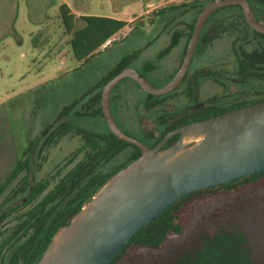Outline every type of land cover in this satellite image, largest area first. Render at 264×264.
I'll return each mask as SVG.
<instances>
[{
  "label": "rangeland",
  "instance_id": "rangeland-1",
  "mask_svg": "<svg viewBox=\"0 0 264 264\" xmlns=\"http://www.w3.org/2000/svg\"><path fill=\"white\" fill-rule=\"evenodd\" d=\"M63 3L79 15H103L129 22L144 16L145 23L133 24L132 30L127 26L115 36L117 42L81 64L73 55L70 36L60 18L59 7ZM194 4V0H0V183L23 151L35 142L29 169L0 197V214L19 206L18 211L0 223V247L12 233L16 214L25 210L22 203L27 193L12 201L7 199L23 177L28 176L31 186L52 176L54 183L83 156L80 153L76 159H70L82 143L79 135L68 134L49 148L42 147L46 135L60 121V109L93 87L122 58L149 42L132 66L153 83L168 80L178 65L179 53L174 49L159 61V52L174 42L178 44L174 48H184L186 37L182 34L195 16ZM176 5L181 7L157 13L161 8ZM226 10L228 6L218 12ZM113 94V114L130 135L140 136L136 127L129 125L132 115L146 131L158 136L156 115L176 113L172 98L164 99L165 96L159 106L148 112L144 90L129 77ZM74 123L89 131L108 130L102 117H77ZM123 158L120 154L115 162ZM250 195L254 200L258 196ZM229 204L227 200L213 207L222 211L221 206ZM210 211L205 210L206 214ZM199 236L202 239L194 246L188 242L170 243L162 251L132 257L125 264H264V208L245 207L233 217L211 220ZM0 264H7L1 250Z\"/></svg>",
  "mask_w": 264,
  "mask_h": 264
},
{
  "label": "trees",
  "instance_id": "trees-1",
  "mask_svg": "<svg viewBox=\"0 0 264 264\" xmlns=\"http://www.w3.org/2000/svg\"><path fill=\"white\" fill-rule=\"evenodd\" d=\"M194 1L195 16L187 24L188 29L183 32L187 36L184 48H187L197 16L206 4L215 0ZM178 7L181 5L168 6V8L159 9L157 13L162 14L168 9L172 10ZM59 10L60 18L66 28V34L70 36L69 44L73 55L81 64L88 62L92 56L100 53L102 49H106L109 44L117 42L115 36L127 26H130L132 30L135 28L133 24L137 26L139 23H145L143 21L144 16L134 17L129 22L103 15H77L67 3L61 4ZM108 41L109 44L104 46ZM149 43L145 47L149 46ZM175 45V42L170 43L166 48L170 49ZM143 48L122 58L93 87L60 109L58 114L60 121L46 135L42 147L47 149L68 134L79 135L82 143L71 154L70 159H76L80 153L83 156L47 192H45L47 185L53 176L44 178L31 186L28 176L25 175L22 181L13 188L12 193L7 198L8 200H15L27 193V200L22 203V206L25 207L33 201L36 202L15 216L17 222L11 228L12 233L4 240V247L5 245L10 246V264H36L44 254L56 230L80 211L111 176L139 156L138 146L115 136L106 121L108 130L100 133L77 126L74 119L77 117L104 118L101 108V95L105 83L123 68L132 66L133 61L138 58ZM136 84L140 86L138 83ZM161 97L163 96L147 93L145 107L148 110L152 109L160 104ZM217 114L219 111L209 109L194 112L170 123L166 122V115H164L159 121V124L163 126L160 138H163L174 128ZM178 137L179 135L171 137L168 144L173 143ZM129 146L133 147L137 153L123 165L117 166L111 172L99 170L104 163L113 160ZM34 148L35 142L23 151L22 157L16 161L8 175L0 183V197L23 172L29 169ZM250 194H258V196L254 200ZM261 194H264V171L231 182L196 190L174 203L142 228L126 244L111 264H125L132 257L139 258L162 251L170 243L183 244L188 242L194 246L201 241L202 238L199 234L209 221H222L223 217H233L237 210L240 211L245 207L254 208V210L264 208V196ZM250 199L255 202H249ZM227 200L230 204L221 206L222 211L213 207L214 205H221ZM207 209L211 210L208 214L205 212ZM15 211L18 209L13 207L0 214V223H4Z\"/></svg>",
  "mask_w": 264,
  "mask_h": 264
},
{
  "label": "water",
  "instance_id": "water-1",
  "mask_svg": "<svg viewBox=\"0 0 264 264\" xmlns=\"http://www.w3.org/2000/svg\"><path fill=\"white\" fill-rule=\"evenodd\" d=\"M228 5H240L248 23L264 33L248 0H215L197 16L183 63L166 84L154 85L133 66L105 83L101 108L109 129L138 146L141 154L56 230L36 264H111L142 228L186 195L264 171V101L174 128L154 147L124 132L112 112V91L125 78L157 96L174 90L206 20ZM175 135L179 137L166 146Z\"/></svg>",
  "mask_w": 264,
  "mask_h": 264
},
{
  "label": "flooded vegetation",
  "instance_id": "flooded-vegetation-1",
  "mask_svg": "<svg viewBox=\"0 0 264 264\" xmlns=\"http://www.w3.org/2000/svg\"><path fill=\"white\" fill-rule=\"evenodd\" d=\"M248 2L256 20L264 24V0H248ZM218 11L219 9L206 20L183 80L171 92L160 95L167 96L166 98L171 97L176 107V113L164 112L156 115L155 122L160 134L156 136L153 132L146 131L132 115L129 125L136 127L135 132L140 136H131L140 139L149 147L156 146L163 139L160 138L163 126L159 124V121L164 115H166V122L170 123L194 112L212 109L219 111L220 114L264 101V33L257 31L248 23L240 5H228V10ZM183 36L187 37L185 34ZM177 45L175 46L177 47ZM174 47L164 48L159 52V61L174 49L178 50L179 53L178 65L168 80L153 83L142 71H139L141 75L156 86L166 84L181 67L187 51V48ZM114 90L112 91L111 102L113 96H116L113 94ZM144 92L146 105L147 92ZM117 95L121 97V93ZM155 107L150 110L146 107L145 109L152 112ZM168 143L166 146L169 145ZM136 153L137 151L129 146L120 153L124 155L123 160L115 162L116 156L113 160L104 163L99 170L111 172L117 166L123 165ZM54 179V176L50 178L45 192L55 186L58 180L53 183ZM51 185L53 186L51 187ZM29 205L24 208L26 209ZM15 207L19 209V206ZM9 249V245L0 247L2 257L6 259L7 264H10Z\"/></svg>",
  "mask_w": 264,
  "mask_h": 264
},
{
  "label": "built area",
  "instance_id": "built-area-1",
  "mask_svg": "<svg viewBox=\"0 0 264 264\" xmlns=\"http://www.w3.org/2000/svg\"><path fill=\"white\" fill-rule=\"evenodd\" d=\"M107 44H109V41H108V42H106V44H105L104 46H106Z\"/></svg>",
  "mask_w": 264,
  "mask_h": 264
},
{
  "label": "crops",
  "instance_id": "crops-1",
  "mask_svg": "<svg viewBox=\"0 0 264 264\" xmlns=\"http://www.w3.org/2000/svg\"><path fill=\"white\" fill-rule=\"evenodd\" d=\"M73 11V10H72ZM74 12V11H73ZM76 13V12H75ZM77 15H79L78 13H76Z\"/></svg>",
  "mask_w": 264,
  "mask_h": 264
}]
</instances>
